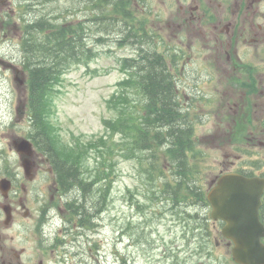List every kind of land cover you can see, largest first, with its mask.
I'll return each mask as SVG.
<instances>
[{"label": "rangeland", "instance_id": "374dc122", "mask_svg": "<svg viewBox=\"0 0 264 264\" xmlns=\"http://www.w3.org/2000/svg\"><path fill=\"white\" fill-rule=\"evenodd\" d=\"M93 1L97 0H0V179L17 182L9 197L17 198L13 205L17 210L7 228L0 209V262H15L16 254L23 251L19 260L33 264H235L232 245L221 235V225L210 219L209 207L196 205L195 198H179L174 192L173 170L163 148L156 149L155 160L150 153L124 143L125 125L119 121L126 102L118 100L121 93L132 102L141 99L125 85L120 86L126 76L123 59H136L140 49L177 54L168 60L175 63L173 71H178L174 79L183 111L188 113L186 123L193 125L200 156L192 161L199 171L197 185L206 195L220 172H257L258 166H262L259 171L264 170V128L254 120L258 113L252 116L253 125L239 122V116H248L250 106L259 102L252 94L242 98L239 83L245 77H239V65L226 60L225 47L214 45L209 36L214 19L221 18L219 27L229 19L223 9L226 0H207L218 13L210 16L204 14L205 0H200L195 15L202 20L196 19L194 27L182 24L181 19L183 13L199 6L197 0L132 1L128 6L134 23L142 24L153 38H145L141 45L121 46L117 42L122 40L118 35L121 28L103 18ZM219 5L222 8H217ZM56 19L82 29L80 58L58 66L61 74L42 95L45 108L37 117L43 121L42 127L44 123L47 126L56 158L72 161L75 181L80 180L84 188L78 187L80 192L72 191L68 197L79 196L81 202L73 205L75 212L83 209L88 217L79 229L69 225L70 232L64 235L69 243L64 248L38 251L33 243L39 237L33 222L38 212L47 210V216L59 224L65 212L60 214L57 209L62 201L52 182L54 176L48 172L50 156L34 146L35 175L28 181L12 147V140L28 137L32 126L26 116L16 112L24 94L30 106L28 83L25 80L17 86L9 65L18 68L23 63L21 39L28 24H52ZM238 52L242 53L243 47L238 46ZM246 59L238 61L241 66L247 63L264 69V61ZM258 111L264 109L259 106ZM19 201L30 212L28 219L23 217ZM6 202L0 196V204ZM53 240L51 234L47 247Z\"/></svg>", "mask_w": 264, "mask_h": 264}, {"label": "trees", "instance_id": "16d2710c", "mask_svg": "<svg viewBox=\"0 0 264 264\" xmlns=\"http://www.w3.org/2000/svg\"><path fill=\"white\" fill-rule=\"evenodd\" d=\"M132 1L135 0L93 1L95 8L102 10L103 18L121 28L118 35H122V40L117 41L120 46L122 43L141 45L145 38H153L142 24L136 23L139 25L137 26L134 23V16L128 6ZM81 30L80 27L58 23L56 19L52 24L39 22L27 25L24 37L26 38L24 66L28 73L27 83L30 92L29 107L33 120L32 127H35L33 141L38 149L42 148L43 152L50 156L61 189L70 193L76 191L75 194L80 190L74 189V186L84 188L79 179V182L75 181L76 169L72 161L56 158L48 141L47 126L44 123L42 127L43 121L37 116L41 115L42 109L45 108V99L42 95L61 74L58 66L76 63L80 58L78 49L82 42ZM140 52L136 59L122 61V69L126 76L120 86L125 85L141 98L132 102L127 94L122 93L118 98V100L123 98L126 102L119 121L123 127L125 125L124 143L134 150L150 153L153 159L156 149L163 148L165 159L170 160L169 165L173 170L171 185L174 192L179 198H195L196 205L207 206L205 194L196 183L195 176L199 173L196 169L197 163L192 162L200 157L195 149L193 125L186 123L188 113L183 111L176 83L170 72L174 70L175 63L153 49L145 53L140 49ZM36 96H39L38 100H35ZM114 102L115 100L111 103ZM109 124L114 128L111 121ZM153 167L155 166L151 165L152 169ZM77 197L80 200L79 196ZM74 203L75 201L70 205ZM83 212L82 210L81 222ZM74 213L78 214L75 211Z\"/></svg>", "mask_w": 264, "mask_h": 264}, {"label": "flooded vegetation", "instance_id": "af4514ba", "mask_svg": "<svg viewBox=\"0 0 264 264\" xmlns=\"http://www.w3.org/2000/svg\"><path fill=\"white\" fill-rule=\"evenodd\" d=\"M200 0H197L199 2ZM204 1V0H203ZM204 3L207 5V10L204 13L205 15L208 14V16L213 14H218L216 10H214V6L211 2L205 0ZM191 8V7H189ZM199 8H201V3L199 2V6L194 7L191 9L190 13L185 14L183 13V18L181 19V23H188L192 27L194 25L192 24L196 19L198 22L202 18H197L199 13ZM217 8H222L221 5ZM181 9H183V6H181ZM216 9V8H215ZM224 12L227 11L229 19L227 18L226 25H223L222 27H219V25L222 23V20L220 17H218L214 22L212 21L211 26L212 30L209 33L210 39L214 42V45H217L220 47H225L223 49V55L225 56L226 60L228 61H239L242 62L243 57L244 59L248 58H255L264 61V0H226V6L223 7ZM185 12V11H183ZM204 16V15H203ZM182 23V24H183ZM210 26V27H211ZM238 46L243 47V52L239 54L238 52ZM214 49V48H213ZM215 51V49H214ZM251 53V54H250ZM250 54V55H249ZM247 60V59H246ZM10 69L15 72H18L15 66L9 65ZM255 69L251 70H236L240 73L239 77H245V80L240 81V90L239 92L243 95V97H247L248 94L255 95V98L259 103L253 104V114L258 113V117L256 116L254 120L258 121L259 124L264 128V116L259 117L260 114L264 112H259L258 107L261 106L262 109H264V69L256 67L254 65ZM20 74H23V71H20ZM19 92L21 90L19 89ZM24 94V93H23ZM25 95V94H24ZM23 97L20 96L19 106L16 110L17 113H19L21 116H25L27 114V108H26V101H27V95ZM23 101V102H22ZM258 105V106H257ZM256 112H255V108ZM30 140V139H29ZM261 142V141H260ZM34 153L31 157L32 160V166H33V173H35V161L33 159ZM261 169V167H260ZM259 171V170H258ZM48 172L54 176V171L52 167L49 165ZM259 173H262L264 176V170H260ZM11 181V187L14 189L16 187V181L14 179H9ZM55 191L57 192L59 199L63 200L62 194L59 192V188L56 187V181L55 177L53 178ZM8 198L5 200L11 207V213L12 217L14 214V211L16 208L13 207V205L16 204L17 198ZM1 205V204H0ZM18 207H20L21 211H27L28 209L22 202H18ZM1 209V207H0ZM60 214L63 213L64 209L63 207H57ZM17 210V209H16ZM75 211V208L72 209ZM65 212V211H64ZM38 218L34 222V228L36 227V233H38L39 237L37 241H33V243L36 245V249L40 251L39 249L44 248L41 246V244L44 246L45 243H47L48 240L51 238V234L54 237L53 245L50 246L51 250L54 251L55 249H61L64 248L69 241L66 240V237L69 234V225L73 223V226L75 228H80L84 225L82 222L79 225L80 220H76L74 218H69L67 215H64L61 217L59 224L56 219L47 216V210L46 211H39L38 212ZM27 213L23 212V216H26ZM259 217L264 220V193L262 196V204L259 208ZM13 218H11L10 223L8 226H5L4 222L2 223L4 225V228L9 227L13 224ZM60 226L58 229L57 227ZM1 227V223H0ZM83 230V229H81ZM41 239V242H39ZM3 240L2 234H1V240ZM77 240V238H76ZM39 248H38V247ZM47 246V245H46ZM23 252V251H21ZM20 254H16L17 261L15 262H6L1 261L0 264H33V263H24L20 261ZM2 259L4 257H1ZM37 264H42V261H39Z\"/></svg>", "mask_w": 264, "mask_h": 264}, {"label": "water", "instance_id": "95a60500", "mask_svg": "<svg viewBox=\"0 0 264 264\" xmlns=\"http://www.w3.org/2000/svg\"><path fill=\"white\" fill-rule=\"evenodd\" d=\"M30 144L21 141L20 151L31 155ZM23 167L30 174V162L25 160ZM6 180L0 182L3 194L9 190ZM264 189V179L245 177L237 173L221 175L210 189L207 201L211 206L212 220H221L223 237L233 243L232 259L237 264H264V226L258 217L260 197ZM9 215V211H6Z\"/></svg>", "mask_w": 264, "mask_h": 264}]
</instances>
